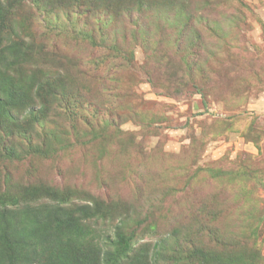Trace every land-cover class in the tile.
<instances>
[{
  "label": "rangeland",
  "instance_id": "1",
  "mask_svg": "<svg viewBox=\"0 0 264 264\" xmlns=\"http://www.w3.org/2000/svg\"><path fill=\"white\" fill-rule=\"evenodd\" d=\"M0 76L8 235L28 208L97 264L117 232L115 264H264V0H0Z\"/></svg>",
  "mask_w": 264,
  "mask_h": 264
},
{
  "label": "trees",
  "instance_id": "2",
  "mask_svg": "<svg viewBox=\"0 0 264 264\" xmlns=\"http://www.w3.org/2000/svg\"><path fill=\"white\" fill-rule=\"evenodd\" d=\"M5 90L2 76H0L1 97ZM1 104L4 103L0 99ZM29 213L28 208L22 210L21 226L18 235L14 238L8 235L0 224V264H97L89 254L76 255L77 252L85 250L88 246L81 242L83 236L81 234L77 235V227L74 222L70 221L72 217L66 215L67 217L64 218L44 219L42 221L43 228L40 231L41 237H38L37 216L33 213L29 216ZM72 225L74 227L72 228L73 233L70 234ZM80 244L85 247L80 248ZM109 244L114 247L113 252L99 248L98 253H102L100 259L105 264L109 260L110 264H115L127 254L131 246V238L129 235L117 232L115 238L109 240ZM157 245L158 243H155L154 247H157ZM95 246L98 248V243L95 242ZM75 247L78 248L76 253L70 254ZM248 263L253 264L255 262L251 260Z\"/></svg>",
  "mask_w": 264,
  "mask_h": 264
}]
</instances>
